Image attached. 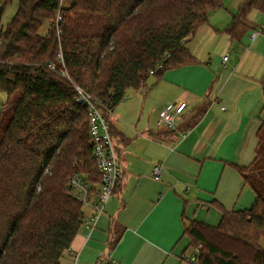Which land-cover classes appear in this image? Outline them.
<instances>
[{"label":"trees","instance_id":"1","mask_svg":"<svg viewBox=\"0 0 264 264\" xmlns=\"http://www.w3.org/2000/svg\"><path fill=\"white\" fill-rule=\"evenodd\" d=\"M10 1L0 0V93L7 100L0 110V264H61L87 219V206L72 192L69 179L81 175L93 200L102 182L89 111L76 102L75 87L99 102L115 140L109 111L151 78L195 64L187 40L223 4L18 0L14 17L3 27ZM254 9L264 13V0H245L225 31L233 37L248 26ZM263 133H258L253 163L239 167L255 193L253 205L222 209L217 226L193 221L185 227L198 264H264Z\"/></svg>","mask_w":264,"mask_h":264},{"label":"crops","instance_id":"2","mask_svg":"<svg viewBox=\"0 0 264 264\" xmlns=\"http://www.w3.org/2000/svg\"><path fill=\"white\" fill-rule=\"evenodd\" d=\"M244 1L222 0L188 38L195 64L167 70L112 110L119 189L91 236L82 227L61 264H191L190 222L217 226L222 209L253 205L239 167L253 163L264 131V26L256 24L264 13L252 10L233 37L225 31ZM182 101L176 128L161 124L160 113ZM156 165L160 180L152 176Z\"/></svg>","mask_w":264,"mask_h":264},{"label":"built area","instance_id":"3","mask_svg":"<svg viewBox=\"0 0 264 264\" xmlns=\"http://www.w3.org/2000/svg\"><path fill=\"white\" fill-rule=\"evenodd\" d=\"M61 17L57 18L59 21ZM257 33L252 35L255 38ZM62 59V55H59ZM227 57L224 61H227ZM159 68L161 66L159 65ZM155 71H151L150 75H154ZM65 77L67 73H63ZM77 91L76 102L80 105L86 106L89 111L90 118V133L91 143L93 145V153L97 159L98 170L102 176L100 185V192L97 199L90 198V185L85 179L79 175L74 174L69 179V187L75 193L85 206L93 209L94 213L85 221L84 227L87 230L86 237L89 238L98 224L100 216L105 213L108 202L114 195L117 185L122 179V171L119 165L118 156L116 152L115 143L110 132V127L107 118L104 116L103 110L99 106V102L93 100L91 95L86 93L83 89L75 87ZM186 102H179L171 108H167L160 113V123L175 129L177 126V119L183 114L186 108ZM2 107L0 98V110ZM224 109V108H223ZM112 111H109L111 113ZM163 167L160 165L154 166L152 169V176L155 180H160L162 177ZM191 264L196 263V257L192 256L185 259Z\"/></svg>","mask_w":264,"mask_h":264},{"label":"rangeland","instance_id":"4","mask_svg":"<svg viewBox=\"0 0 264 264\" xmlns=\"http://www.w3.org/2000/svg\"><path fill=\"white\" fill-rule=\"evenodd\" d=\"M17 8H18V0H11L8 4H7V6H6V8H5V13H4V17H3V27H6L7 26V24L12 20V18L14 17V15H15V13H16V11H17ZM256 24L257 25H259V24H262V26H264V19H262L261 20V22L260 21H257L256 22ZM48 29H49V25L47 24L46 26H44L42 29H41V33L42 34H47V31H48ZM261 32V31H260ZM154 78V77H153ZM153 78H151L149 81H148V85L150 84H152L153 82H155L154 81V79ZM132 93H134L133 91H130L129 93H128V95H127V99H128V97H130L131 96V94ZM0 98H1V103L3 104H5V103H7V100H6V96H5V94H3V93H0ZM6 101V102H5ZM264 132V131H263ZM263 136H264V133H263ZM246 172V174H248V171L246 170L245 171ZM251 207V206H250ZM249 207V208H250ZM248 208V209H249Z\"/></svg>","mask_w":264,"mask_h":264}]
</instances>
